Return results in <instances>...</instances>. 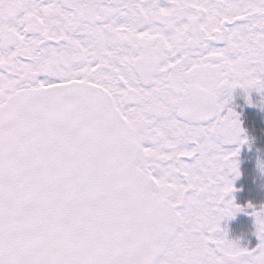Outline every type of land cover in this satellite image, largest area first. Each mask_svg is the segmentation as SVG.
<instances>
[{"label":"snow or ice","instance_id":"obj_1","mask_svg":"<svg viewBox=\"0 0 264 264\" xmlns=\"http://www.w3.org/2000/svg\"><path fill=\"white\" fill-rule=\"evenodd\" d=\"M237 86L264 0H0V264H264V207L221 227Z\"/></svg>","mask_w":264,"mask_h":264},{"label":"flooded vegetation","instance_id":"obj_2","mask_svg":"<svg viewBox=\"0 0 264 264\" xmlns=\"http://www.w3.org/2000/svg\"><path fill=\"white\" fill-rule=\"evenodd\" d=\"M258 25L256 23H253L251 25L252 28L257 27ZM256 94V90L252 89L249 91H245L244 89H241L239 86H237L236 89L232 90L231 94V101H230V107L238 113L239 120H240V126L244 130L243 136H248L246 134V131L248 129V122L251 120L250 115L253 112H256V107L254 104V95ZM251 97L252 103H248V97ZM248 115V116H247ZM230 150H235L236 148H239V153L236 159L239 161V172L240 175L237 177L234 174H229L228 179L232 180L234 191L230 194L228 197L229 199L234 198L235 203L242 206L245 209L248 208V205L252 202L248 199L243 198L245 188L243 186V163H244V154L245 151L242 153V146L241 145H228L226 146ZM250 154V151L247 152ZM248 161V158H247ZM247 161H245L247 163ZM246 203V204H245ZM256 204V203H254ZM243 211L237 212L236 219L229 221V219H225L222 221L221 227L226 230L227 236L229 239L238 242L240 245L244 243H252L255 239L256 232L253 227H251L250 220H246L245 218L247 216H244ZM236 236V237H235Z\"/></svg>","mask_w":264,"mask_h":264},{"label":"trees","instance_id":"obj_3","mask_svg":"<svg viewBox=\"0 0 264 264\" xmlns=\"http://www.w3.org/2000/svg\"><path fill=\"white\" fill-rule=\"evenodd\" d=\"M262 105H264V100H261L260 97L256 98V112L249 116L251 120L248 122V135L256 142L255 146L264 150V106ZM253 160L254 156L248 157L243 168L242 183L245 188L243 198L260 203L264 199V195L257 188Z\"/></svg>","mask_w":264,"mask_h":264},{"label":"rangeland","instance_id":"obj_4","mask_svg":"<svg viewBox=\"0 0 264 264\" xmlns=\"http://www.w3.org/2000/svg\"><path fill=\"white\" fill-rule=\"evenodd\" d=\"M262 94H264V91H257L256 90V94L253 96L255 103H256V98H258V97H260L261 100H264V96H261ZM246 137H249V136H246ZM255 145H256V142L253 141L252 138H251V142L250 143H246V144L241 145L242 146V153H243V151L246 152L244 154L245 158H244L243 166L245 165V163H246L245 161H247V158L250 157V154L247 153L250 150L252 151L251 156L255 157L256 162H257V158L264 159L263 151L261 149H259L260 147L258 148V146H255ZM258 154H260L261 156L258 157L257 156ZM247 203H250L253 207L252 208L248 207L242 213H243L244 216H247L245 218L246 220H250L251 227H253L255 229V232H256L255 217L251 213L253 212L254 209L255 210H259L260 208L264 207V199H262V201L260 203H256V204H254L252 202H247ZM236 215L237 214L235 213L234 217L230 218L229 221L235 220L236 219ZM258 242H259L258 241V237L255 236V239L253 240L252 243L251 242L250 243H244V244H241L240 246L247 247V248H254L258 244Z\"/></svg>","mask_w":264,"mask_h":264},{"label":"clouds","instance_id":"obj_5","mask_svg":"<svg viewBox=\"0 0 264 264\" xmlns=\"http://www.w3.org/2000/svg\"><path fill=\"white\" fill-rule=\"evenodd\" d=\"M246 92L249 91V90H245ZM248 103H252V100H251V97L249 96L248 98ZM264 106V105H262ZM247 138V143H250L251 142V138L250 137H246ZM234 168H233V171H232V174H234L235 176H239L240 175V172H239V161L238 159H236L234 162ZM256 168H257V171L259 172V174L261 176H264V159L262 158H257V162H256Z\"/></svg>","mask_w":264,"mask_h":264}]
</instances>
